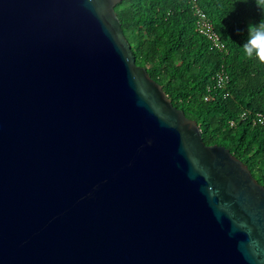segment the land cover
<instances>
[{
	"label": "water",
	"instance_id": "95a60500",
	"mask_svg": "<svg viewBox=\"0 0 264 264\" xmlns=\"http://www.w3.org/2000/svg\"><path fill=\"white\" fill-rule=\"evenodd\" d=\"M120 0H0V264H264V188L135 64Z\"/></svg>",
	"mask_w": 264,
	"mask_h": 264
},
{
	"label": "trees",
	"instance_id": "16d2710c",
	"mask_svg": "<svg viewBox=\"0 0 264 264\" xmlns=\"http://www.w3.org/2000/svg\"><path fill=\"white\" fill-rule=\"evenodd\" d=\"M194 2L219 47L197 32L191 0H120L113 9L135 64L196 122L205 145L224 146L264 188V41L251 57L243 47L252 38L249 26L264 23V4ZM220 73L226 82L218 88ZM207 89L215 98L202 102Z\"/></svg>",
	"mask_w": 264,
	"mask_h": 264
},
{
	"label": "built area",
	"instance_id": "2783aa9c",
	"mask_svg": "<svg viewBox=\"0 0 264 264\" xmlns=\"http://www.w3.org/2000/svg\"><path fill=\"white\" fill-rule=\"evenodd\" d=\"M192 3V12L193 15L195 16V27L198 33L206 36L214 46L219 47L216 41V37L212 33V29L210 26V23L208 19L200 12V10L197 8L194 0H191ZM215 82H216V87L221 88L223 84L226 82V76H224L222 73L219 75L215 76ZM215 98V95L210 92L209 89L206 90V92L202 95L201 100L202 102H210ZM260 123L263 122L262 119L258 120Z\"/></svg>",
	"mask_w": 264,
	"mask_h": 264
},
{
	"label": "clouds",
	"instance_id": "9594fccd",
	"mask_svg": "<svg viewBox=\"0 0 264 264\" xmlns=\"http://www.w3.org/2000/svg\"><path fill=\"white\" fill-rule=\"evenodd\" d=\"M260 3L264 4V0H260ZM250 33L252 38L250 39L248 44L243 45L246 54L251 57L253 54V49L256 45L260 44L264 41V23H260L259 25L249 26ZM260 49H256L257 55L260 54Z\"/></svg>",
	"mask_w": 264,
	"mask_h": 264
},
{
	"label": "rangeland",
	"instance_id": "374dc122",
	"mask_svg": "<svg viewBox=\"0 0 264 264\" xmlns=\"http://www.w3.org/2000/svg\"><path fill=\"white\" fill-rule=\"evenodd\" d=\"M250 25V24H249Z\"/></svg>",
	"mask_w": 264,
	"mask_h": 264
}]
</instances>
